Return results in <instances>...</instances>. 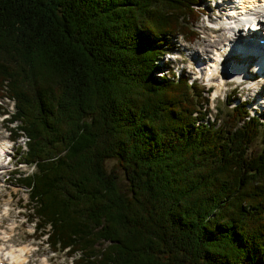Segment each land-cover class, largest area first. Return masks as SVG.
Wrapping results in <instances>:
<instances>
[{
  "label": "trees",
  "instance_id": "1",
  "mask_svg": "<svg viewBox=\"0 0 264 264\" xmlns=\"http://www.w3.org/2000/svg\"><path fill=\"white\" fill-rule=\"evenodd\" d=\"M198 1L0 0V95L35 164L14 177L70 264H264V113L232 89L210 118L203 84L157 72Z\"/></svg>",
  "mask_w": 264,
  "mask_h": 264
},
{
  "label": "rangeland",
  "instance_id": "2",
  "mask_svg": "<svg viewBox=\"0 0 264 264\" xmlns=\"http://www.w3.org/2000/svg\"><path fill=\"white\" fill-rule=\"evenodd\" d=\"M222 1L223 0H203V2H201V5H199V7L203 6V12L201 13V17H198V19L194 23L197 29H199L200 36L195 38L194 41H184L181 36H176L175 45L173 49L168 53L162 55L158 59V62H160L159 64L162 65V67L164 66V64L165 67H171L173 64L177 67L175 68L177 72L187 74L192 73L197 76L196 81H199L200 83L211 82V80L201 78V75L197 71V69L194 70L195 67L199 68V66H197V64L195 63L196 59L191 58V55L195 49L202 50L206 44L218 45V38L221 35L227 34L225 30L223 31L222 29H212L206 24L207 22L205 19L209 18L211 20L215 17V15H217V12H215V10H218V7H220ZM219 14L220 11L218 15ZM218 15L215 17V20L219 18ZM259 27L260 28L258 29V35L260 36V31H263L264 29L261 26ZM211 47H209L208 49L211 50ZM207 53H209V51H207L206 53L201 52V58L206 57L207 59ZM225 62H227V60ZM252 67L253 66H247V68L251 70L250 74H255L254 69H251ZM157 72L160 73L159 70ZM214 78H218L217 74L214 75ZM252 81L253 80L251 79L248 81L242 80L235 89L236 94L234 93L233 95L238 96L239 100L240 98H242V96H245V98H247V100L249 101L253 100L254 97H257L256 93L259 92L260 95H258L257 102H254V104L252 105L253 108L250 109L251 111H253L254 109L255 112L259 113L260 109H264V90L259 88V86H256V80L253 82ZM216 82L217 79L215 80V84H212L209 87V91L213 90L215 94L213 95V91L211 93L212 96L209 94L210 104H208L211 109L210 113L208 114L209 117H212L214 115L216 111L215 107L217 105L221 106L222 103L225 102V94H232L230 89L232 88L233 83L231 81H226L224 85H221L219 92L216 91V88L218 87L216 86ZM0 102H2V104L7 105L9 111L13 110V104L8 101V98H0ZM233 102H236V100H234ZM249 106L251 107V104ZM1 128H4L3 123L0 124V129ZM3 132H6V130H3ZM3 134L4 133L0 134V139ZM19 141L20 143L23 142V140L19 137L16 139L15 143ZM253 144V146H256L258 145V142L256 141ZM12 151L14 153L13 155H11V158L16 159L15 165L19 169L16 171L17 175L21 176L23 175V173H28V171L33 168V165L19 163L18 158L15 157V148H13ZM3 157L5 158V155H3ZM111 163L112 161H108V165ZM1 168L3 170L0 174V233L2 232V230H6L8 232V235L6 237L0 238V245L3 248H10L11 246L24 244L22 246L27 247L26 255L29 256L30 259L28 264H44V262H46V264L47 262L48 264H70L71 256H66L63 251H50V248L43 241H41V238L36 239L33 236V224H31V221H28V219L26 220L24 217V214H26L27 210L25 209V207H19L20 204L23 205L25 203L27 192L23 186H19L18 182H15L17 180L14 179V176L11 180H8V178L6 177L10 174V172L5 170V167L1 166L0 169ZM15 247L19 249L21 245ZM44 258H48V260L46 261V259Z\"/></svg>",
  "mask_w": 264,
  "mask_h": 264
},
{
  "label": "bare ground",
  "instance_id": "3",
  "mask_svg": "<svg viewBox=\"0 0 264 264\" xmlns=\"http://www.w3.org/2000/svg\"><path fill=\"white\" fill-rule=\"evenodd\" d=\"M249 1L250 2L248 3L245 0H223L219 8L220 11V14L218 15L219 18L216 20L214 18L210 22L212 25H216L213 28L214 30H220V29H222L223 31L225 30L228 35L227 34L221 35L217 40L219 41L218 45L206 44L202 50L195 49L191 55V58L196 59L195 63H199V61L202 59L201 52L206 53L207 51H209V53H207V61H209V65L207 66V68H205L204 66L203 67H204V72H208L209 69L211 71H215V74L219 72V78L217 79L216 82V86H218L216 88L217 92H219L221 85H224L226 83L227 79L238 80V79H242L243 75L248 76L253 81L256 80L257 81L255 82L256 86H259V88L264 90V71H263L264 49L261 48L260 46H257L258 43L254 41L257 37H261L257 34L258 31L255 28L259 24L263 25V23L261 22V16L259 12L264 11V0H249ZM229 5L233 7L229 11L230 18L227 20L224 19L222 20L224 13L222 11L226 10L229 7ZM243 9L247 11L242 12V15H248V17L250 15L254 19L257 18L258 24L255 27L252 26L249 27V25L246 22L247 27L246 26L242 27L239 29L241 31H239L234 27V24L232 23L234 19L232 17H234V15L240 14L239 12L243 11ZM261 34L264 33L261 32ZM209 47H211V50L208 49ZM229 47L231 48L230 51L232 52L235 51L236 53L241 54L242 57L237 58L231 56V57H227V59L225 60H220V58L222 59L226 56L224 53L228 52ZM255 47H256V53L254 54L253 50ZM255 59H256L255 64L258 66L257 69H259L262 73L254 77L253 75L254 73L250 74L251 70L248 69L245 66V64L247 63L248 66H252V62ZM226 60L227 62H225ZM218 66L220 67V70ZM211 78L213 79V76H211ZM8 141L9 140L6 137H3L2 140L0 139V163H1V159L3 158L1 157L3 150H7L10 146V143ZM3 231L5 232L6 230ZM20 245L21 247L19 249L15 247ZM20 245L11 246L10 248H3L0 245V254H2L3 256L2 257L0 255V259H2V261H7L8 264H25V263L28 264L30 259L29 256L26 255L27 247L22 246L24 244H20ZM44 259H46V261L48 260V258H44ZM44 264H46V262H44Z\"/></svg>",
  "mask_w": 264,
  "mask_h": 264
}]
</instances>
